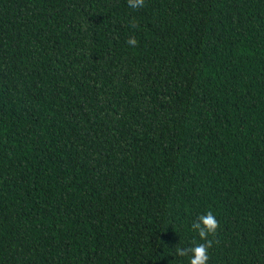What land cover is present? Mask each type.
<instances>
[{
	"label": "trees",
	"instance_id": "16d2710c",
	"mask_svg": "<svg viewBox=\"0 0 264 264\" xmlns=\"http://www.w3.org/2000/svg\"><path fill=\"white\" fill-rule=\"evenodd\" d=\"M0 264H264V0H0Z\"/></svg>",
	"mask_w": 264,
	"mask_h": 264
}]
</instances>
